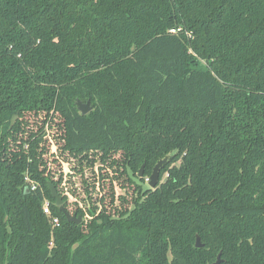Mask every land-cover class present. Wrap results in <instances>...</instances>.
I'll return each mask as SVG.
<instances>
[{"label": "trees", "instance_id": "1", "mask_svg": "<svg viewBox=\"0 0 264 264\" xmlns=\"http://www.w3.org/2000/svg\"><path fill=\"white\" fill-rule=\"evenodd\" d=\"M218 254L264 264V0H0V264Z\"/></svg>", "mask_w": 264, "mask_h": 264}, {"label": "water", "instance_id": "2", "mask_svg": "<svg viewBox=\"0 0 264 264\" xmlns=\"http://www.w3.org/2000/svg\"><path fill=\"white\" fill-rule=\"evenodd\" d=\"M76 105H77L78 111L80 112L81 115H86L87 113H89L91 111L89 101H87L86 103H81L80 101H77ZM167 159H168V157H165V158L159 160L154 165V167L152 168L151 174L149 176V183H148V186L150 188L155 187L156 184L158 183L160 169L162 168L163 164H165ZM144 167H145V163H143L138 170V177L139 178H142V176H143ZM47 188H48V191L50 193L51 198L54 200L55 205L58 207L59 211L63 214L66 221L73 223V224H76V225H79L82 221L81 216L76 217L75 215H70L69 213H67V211L65 210V208L63 206L62 198L58 194V192L56 191V189L52 183H50V182L47 183ZM25 191H26V193H28L29 192L28 188H25ZM195 247L196 248H202V244H201L200 238L198 236H196V239H195ZM212 264H221L220 254L217 255L215 262Z\"/></svg>", "mask_w": 264, "mask_h": 264}, {"label": "rangeland", "instance_id": "3", "mask_svg": "<svg viewBox=\"0 0 264 264\" xmlns=\"http://www.w3.org/2000/svg\"><path fill=\"white\" fill-rule=\"evenodd\" d=\"M64 169L66 170L67 167L65 166ZM101 170H100V172H102V174L105 176L104 183H103V186H102L101 190H102L103 193L105 192V196H106L105 198H106V200H107V198H108V196L110 194L111 195L113 194L115 196V198L119 199L118 196L120 194H123V191H122L121 188H119V185H117V184H121L123 178L120 177V176H116L117 175L116 174L114 176L118 177V180L115 179V181L112 182L111 180H113V179H111V174H114L115 172L112 171V170H109V168H107V167L102 168ZM124 184L125 185H123V186H124V190L126 191V193H125L126 195H123V197L124 198L126 197L129 200V196H130V194H132V192H131L132 187H127L126 183H124ZM94 195H96V193H93V198H94ZM70 198H72V197L70 196ZM73 206H75V205H73ZM73 206L69 204V207L72 208V209H74ZM93 209L95 210L94 213H98V211L100 210V209L96 208L95 206H94ZM90 211H91V209H90ZM73 215H75V214H73ZM91 219H92V214H90V213H87L85 216L81 217V220L83 222H88Z\"/></svg>", "mask_w": 264, "mask_h": 264}, {"label": "built area", "instance_id": "4", "mask_svg": "<svg viewBox=\"0 0 264 264\" xmlns=\"http://www.w3.org/2000/svg\"><path fill=\"white\" fill-rule=\"evenodd\" d=\"M171 32H174L173 30ZM24 183L26 184V188H29L32 191H35L37 189V184L31 181L28 177L24 178ZM145 183H149V178H145ZM42 212L44 215H46L48 218H50V223L52 228H57L60 225L59 219L56 216L52 215L51 208H50V202L47 199L43 200L42 203Z\"/></svg>", "mask_w": 264, "mask_h": 264}]
</instances>
